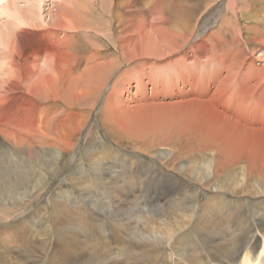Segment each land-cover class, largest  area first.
Returning a JSON list of instances; mask_svg holds the SVG:
<instances>
[{
  "label": "bare ground",
  "instance_id": "1",
  "mask_svg": "<svg viewBox=\"0 0 264 264\" xmlns=\"http://www.w3.org/2000/svg\"><path fill=\"white\" fill-rule=\"evenodd\" d=\"M22 1L23 4L20 0H4L5 4L0 6V116L4 115L0 122V143L8 145L9 140L15 141L17 138L12 134L17 128V131L31 130L42 140L50 138L45 134L47 131L56 132L66 145L80 122L68 114L57 120L54 107H49L54 110L50 118L41 119L46 112L40 111L41 102L56 103L61 99L71 104L80 98L75 93L71 96L75 84L83 80L103 84L112 75V96L119 100L121 85L128 84L138 69L142 71L148 65L147 68H155L153 73L159 69L162 72L150 75L147 81L153 78L159 83L164 79L169 86L173 78L182 84H193L196 80V89L200 84L213 83L206 101L194 94L195 97L163 105L180 108L182 132L189 129L200 142L198 159L187 156L189 150L184 151L187 157L181 161L180 169L186 168L197 179L202 175L198 180L202 185L223 174L226 184H213L201 200L196 183L190 180L175 176L171 178L168 194L166 186L150 194L144 192L142 178L131 174L124 177L125 174L111 179L114 172L109 171L111 181L99 179L110 193L108 197L101 193L95 198L90 196L87 205L65 209L45 226L38 222L42 217L35 211L25 218L20 214L16 223L0 230V264H264V129L258 124L256 130L247 129L235 120L246 111L244 100L264 101V0H217L210 8L226 7L229 12L206 36L202 34L206 29L201 30L200 20L189 25L184 4L180 6L181 3L172 0H50L48 22L41 13L43 0ZM141 3L146 6L149 21ZM104 19L103 42L109 40L113 48L106 45L107 57L99 60L106 42L97 47L90 38L99 31L97 26ZM140 33L144 34L141 38ZM260 49L263 54L258 53L262 59L259 61L254 54ZM165 56L168 60L164 63ZM43 57L49 63L38 67ZM176 57L179 60L172 61ZM194 61L203 65L191 66ZM227 61L231 62L230 68L219 80L218 73L224 70ZM83 63L85 68L72 77ZM125 63L129 68L123 69ZM180 63L188 67L183 71ZM33 69L39 72L31 88L24 90L32 97L27 99L13 88L31 77ZM185 74L189 79L186 82L182 80ZM64 79L69 80L65 93L60 90ZM158 90L162 93L158 96L173 94L172 88L166 86ZM14 99H18L13 109L19 117L12 115L10 109ZM224 104L233 105L226 110H232L233 119L218 113L217 107ZM153 105L159 104L145 106H163ZM117 106L111 102L107 112L111 114ZM112 121L120 127L118 120ZM63 145L48 149L58 150ZM33 148L31 144L27 152ZM238 189H244L248 196L234 197L228 193ZM41 229L44 235L33 239ZM163 245L173 253L172 258H163Z\"/></svg>",
  "mask_w": 264,
  "mask_h": 264
},
{
  "label": "rangeland",
  "instance_id": "2",
  "mask_svg": "<svg viewBox=\"0 0 264 264\" xmlns=\"http://www.w3.org/2000/svg\"><path fill=\"white\" fill-rule=\"evenodd\" d=\"M215 2L218 1L172 0V3H181L180 6L184 4V7L182 8L186 10L189 25L193 24L195 21L197 22L198 20H200L199 24H201V30L206 29L204 33H202L204 36H206L209 31L216 28L217 24L221 21L220 18H222L229 12L227 11L228 8L226 7H223L222 10H215V8H210L211 6L213 7V4ZM20 3L23 4V1L20 0ZM187 3H191L192 6H190L191 4ZM210 3L212 5H210ZM4 4V0H0V6ZM240 5L242 6L243 4ZM50 6V0H43L41 3V13L44 17L45 22L49 21L47 12ZM140 6L142 7H140L141 10H143L144 12L147 11L146 6L144 7V4L141 3ZM223 10L227 12L225 13ZM146 15L148 20L149 15L147 14V12ZM4 16L6 15H3L2 17L4 18ZM105 23L106 19L102 20L100 25L98 24L97 26L99 28L98 30L101 32L95 31L94 35H92V38H90L91 42H94L97 47L106 42L104 47H102L103 50L101 55H99V60H103L105 59V57H107L106 49L108 47L113 48L109 44V40L103 42L102 30L104 26H106ZM225 26L226 25H224V27ZM147 28L144 30L146 31ZM145 31L142 32L144 33ZM143 33H140L139 38H141V35H144ZM133 40L135 41V38ZM203 44L206 45V43L204 42ZM106 45L108 46L107 48ZM263 49H260L259 52L254 54L259 61L262 60L259 55L263 54ZM150 60L147 59L148 62H152ZM154 60H156V58H154ZM162 60H164L165 63L168 60L167 56H165ZM173 60L175 62V60H179V58H172V61ZM185 61L188 64L189 61ZM48 63L49 59L43 57V59H39L37 66L45 67ZM190 63L191 66H194L196 64H201V66L203 65V63H200V61H194ZM214 63L215 62L213 61L210 64L213 65ZM230 63V61H227L223 64L224 70L218 73V76L220 77L219 80H221V78L224 77L225 72L229 70ZM88 65L91 66V64L89 63ZM180 65V67H182V70L184 71L183 68L187 66L186 63H180ZM79 66L82 67L80 68ZM79 66L71 75L72 77L75 78L76 72L79 73L82 69L85 68L84 63L79 64ZM147 66L148 65L143 66L142 71L138 69V71H136L135 73L136 75L134 74V76L129 79L130 81L128 82V84L121 85V94L119 95L121 98H119L120 101L115 100V98H113L112 96V88H110V84L112 82L111 78L113 75L109 77L107 81H104L103 84H99L95 80L89 82L87 80H83L80 82V84H75L73 90L74 92L71 93V96L75 93V95H80V98L75 101H71V104H67L61 99L56 103L54 102L55 104L52 101H47V103L46 101H40V111L42 113L43 111H46L45 115H42L40 117L41 119L47 117L50 118V112H53L54 110H51L49 107H54L56 109V114L58 113L57 120L66 117V115L68 114L71 115V119L76 118L75 120L77 122H80L78 127L79 129L74 132V136L72 135L67 139L68 142L66 143V145H63L64 143L60 142L59 135L56 132L52 133L51 131H47V133L45 134H48L50 138H46L47 140H42L37 133L32 134V132H30L31 130L25 129L24 131V129L22 130L20 128H18V130L20 129L19 131H17V128H15L13 132L14 134H12L17 138L15 141H7L8 145L6 142L3 144L0 143V230L5 229L10 224L16 223L18 220H16V218L20 216V214L24 215L22 218H25L27 214H30L33 211L37 212L39 217H42L37 220H39L38 222H40L43 226H45L46 224H51L56 216H60L63 210H72L74 208H80L87 205V199L90 196L92 198H95L96 195H100L101 193V195H105L106 197H108L110 193L99 182V179L103 182H108L111 181L112 178L117 177V175L124 176L126 174L124 177L135 175L142 178V180L144 181L143 190L145 189L144 192H150V194H153L155 192L158 193L160 190L159 188H164L165 186L166 187L164 188V190L168 194L170 182L172 180L171 178H175V176H177L182 179L195 182L197 185L195 186V190L198 192L197 195L201 200L205 193L208 191V188L213 184H226L223 174L214 177L215 179H210L208 183L206 182L205 185H202L200 182H198V180L202 178V175H199L197 179V177L192 175L189 170V172L186 171V168L185 170L180 169L179 166L182 163L181 161H183L187 156L198 159V152L200 151L198 149L201 147L198 145L200 144V142L196 140L195 136L192 135V133H190L189 129L185 130L186 133L182 132V121L181 119H178L181 109L172 107V105H163L166 102L171 104L172 102L195 97L196 94H198L197 97L200 100L202 99L206 101V99L208 100L211 96L208 95V91H213V83L208 82V84H200L201 86L199 85L198 89H196V87L194 86L196 80L193 84L190 82L182 84L177 78H173V80L171 79V82H168L169 86L167 82L164 81V79H161L159 83H156L153 78L152 81H147L150 75L152 76L162 72L159 69L157 73H153V70H155V68L151 69V67L147 68ZM122 67L123 69H125L128 67V65L125 66L123 64ZM33 70L34 73L31 77H28L27 80L22 81L21 85L13 88V90L15 91H21L27 99H31L32 97H29L31 95H29L27 92L24 93V90L31 88L32 81L35 79L36 73L38 71V69ZM243 70L244 69H242L240 73ZM69 78L71 77L69 76ZM182 80H185V82L186 80H189L186 74L182 77ZM68 81V79H64L65 83H61L60 85V90L63 93H65V90L69 88L67 86L69 85ZM235 83L236 82H233L232 84L233 88L235 86ZM165 86L172 88L173 94H169L164 97H162V95L158 96L162 94L158 89H162ZM127 90H129V93L127 92ZM82 91L84 92V94ZM197 91H200V93H203V91L207 93L205 95H201ZM87 92L89 93L86 94ZM151 94L154 96H151ZM107 97H109V99ZM18 99H14L12 105L10 106V109L13 110L12 115L16 116L18 115V113L17 111H14L13 108L14 104L18 102ZM250 100L252 101L250 102ZM111 102L115 103L116 106H119L115 107L117 108L114 111L115 113L112 112L110 114L107 112V110L108 105H111ZM37 103L38 101H36V104ZM150 103L159 104L153 106H163L160 108L145 106ZM262 103L264 104V101H262ZM262 103L259 100H244L242 104L246 106L244 109L246 111L244 112L243 110L244 114L236 117L235 120L237 121V123L241 126L243 125L244 128L247 129L250 127L251 129L256 130L258 125H260V127H263L264 129V107H259V105H261ZM232 106L233 105L231 104H224L223 106L217 107V111L218 113L224 115L226 119H233L234 116L230 114L232 110H229V112H227L228 109ZM161 110L163 111V113ZM172 113H174V115ZM156 115H158V117H156ZM3 117L4 115L0 116L1 123ZM31 117H33V115ZM112 119H115L116 121L118 120L121 128L114 125ZM75 120H73V122ZM76 121L74 123H76ZM148 121L151 123H149ZM172 123L174 125H172ZM158 130L160 131L158 132ZM126 131H130L131 133L127 134ZM187 133L188 136L186 139L185 135ZM188 138H190V142H188ZM31 144L34 148L30 152H27V147H29ZM59 144L63 145L64 148L58 150L48 149L50 148L49 146L55 145L53 147H58ZM42 146H44L45 148ZM38 148H40V150ZM192 148H194L193 152L190 151V149ZM187 150H189V154H187L186 156L184 154V151ZM233 150L238 151L237 148H233ZM166 154H171L172 156L167 157ZM238 160H240V158ZM109 171L114 172V175H112L111 179L108 176ZM118 172H120V174ZM165 180H167V182ZM244 192V189H238L235 193H231L230 191L228 193L234 195V197L243 198L244 195L247 194L246 192ZM84 195L86 196V198L83 197ZM152 199L154 198L152 197L149 199L150 207ZM83 201L84 203H82ZM43 235L44 231L41 229L33 239H40ZM162 250H164L163 258L165 260L170 257L172 258L173 253H171V251H169L166 246L163 245Z\"/></svg>",
  "mask_w": 264,
  "mask_h": 264
}]
</instances>
